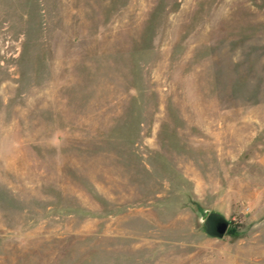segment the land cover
I'll use <instances>...</instances> for the list:
<instances>
[{
    "label": "rangeland",
    "instance_id": "374dc122",
    "mask_svg": "<svg viewBox=\"0 0 264 264\" xmlns=\"http://www.w3.org/2000/svg\"><path fill=\"white\" fill-rule=\"evenodd\" d=\"M0 264H264V0H0Z\"/></svg>",
    "mask_w": 264,
    "mask_h": 264
},
{
    "label": "water",
    "instance_id": "95a60500",
    "mask_svg": "<svg viewBox=\"0 0 264 264\" xmlns=\"http://www.w3.org/2000/svg\"><path fill=\"white\" fill-rule=\"evenodd\" d=\"M206 212H208L206 209H200L198 211L197 222L199 224H202V220ZM228 224L229 223L223 218L215 214H212L209 217V228L207 229L209 235L214 236L216 238L222 237L224 233L226 232Z\"/></svg>",
    "mask_w": 264,
    "mask_h": 264
},
{
    "label": "flooded vegetation",
    "instance_id": "af4514ba",
    "mask_svg": "<svg viewBox=\"0 0 264 264\" xmlns=\"http://www.w3.org/2000/svg\"><path fill=\"white\" fill-rule=\"evenodd\" d=\"M212 215V213L210 212H206L204 217H203V220H202V225L204 227V231L206 232V234L209 235L208 233V228H209V217Z\"/></svg>",
    "mask_w": 264,
    "mask_h": 264
},
{
    "label": "trees",
    "instance_id": "16d2710c",
    "mask_svg": "<svg viewBox=\"0 0 264 264\" xmlns=\"http://www.w3.org/2000/svg\"><path fill=\"white\" fill-rule=\"evenodd\" d=\"M215 215H217V214H215ZM218 216V215H217ZM220 217V216H219Z\"/></svg>",
    "mask_w": 264,
    "mask_h": 264
}]
</instances>
